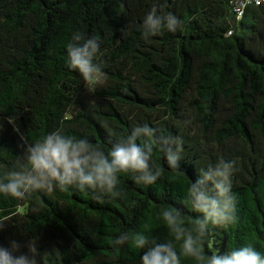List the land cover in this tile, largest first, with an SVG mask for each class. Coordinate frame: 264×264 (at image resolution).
Listing matches in <instances>:
<instances>
[{
    "label": "trees",
    "instance_id": "obj_1",
    "mask_svg": "<svg viewBox=\"0 0 264 264\" xmlns=\"http://www.w3.org/2000/svg\"><path fill=\"white\" fill-rule=\"evenodd\" d=\"M156 2L0 0V118L8 126L0 131V171L16 168L24 140L57 129L107 152L148 124L158 135L182 138L185 173L168 169L157 149L161 178L145 186L120 174L123 198L99 203L91 190L76 188L38 190L23 201L0 194V217L11 216L0 231L3 247L15 240L22 245L16 254H27L36 239L48 253L38 264H141L143 249L111 241L122 232L171 239L160 207L198 215L183 203L187 187L223 159L235 164L236 219L209 226L206 250L252 244L264 253V5L236 21L228 0H159L183 26L145 39L143 20ZM77 31L101 40L94 62L106 79L95 90L67 66L66 45Z\"/></svg>",
    "mask_w": 264,
    "mask_h": 264
},
{
    "label": "clouds",
    "instance_id": "obj_2",
    "mask_svg": "<svg viewBox=\"0 0 264 264\" xmlns=\"http://www.w3.org/2000/svg\"><path fill=\"white\" fill-rule=\"evenodd\" d=\"M166 4L157 0L143 20V37L148 39L163 30L176 32L183 26L182 20L171 12H164ZM98 36L86 37L74 32L66 45L67 66L77 71L89 88L105 82L106 74L95 63L100 53ZM9 123H11L9 121ZM158 129L148 124L132 128L112 143L106 152L99 143L65 135L62 129L52 131L33 143L24 140L23 156L13 170L0 171V194L17 201L25 200L31 193L42 190L62 192L76 188L91 190L94 199L104 202V197L123 198L120 174H131L137 185L150 186L163 175L164 169L153 163L159 150L167 168L184 175L180 161L183 140L179 136L158 135ZM110 135H113L110 133ZM235 164L219 160L215 165L199 170L195 182L187 187L183 203L196 216H186L180 208L171 205L160 207L159 217L166 224L171 239L158 242L143 232H122L111 241L113 247L131 242L143 249L141 264H183L190 259L194 264H264V253L252 244L224 251L206 250L209 226L226 227L236 219L235 198L232 195L231 176ZM135 201L132 202V206ZM11 216L0 217V231ZM147 225L145 229L147 230ZM22 245L13 240L8 248L0 245V264H38L41 254L37 240L27 243V254H19ZM211 248V245H208Z\"/></svg>",
    "mask_w": 264,
    "mask_h": 264
},
{
    "label": "built area",
    "instance_id": "obj_3",
    "mask_svg": "<svg viewBox=\"0 0 264 264\" xmlns=\"http://www.w3.org/2000/svg\"><path fill=\"white\" fill-rule=\"evenodd\" d=\"M232 13L235 16L236 21L243 19L248 7L264 5V0H228ZM232 30L228 32V35L232 34Z\"/></svg>",
    "mask_w": 264,
    "mask_h": 264
},
{
    "label": "rangeland",
    "instance_id": "obj_4",
    "mask_svg": "<svg viewBox=\"0 0 264 264\" xmlns=\"http://www.w3.org/2000/svg\"><path fill=\"white\" fill-rule=\"evenodd\" d=\"M104 83L102 85H104ZM95 88H90V89L95 90ZM7 128H8V126H7V123L5 122V120L0 118V131L5 132Z\"/></svg>",
    "mask_w": 264,
    "mask_h": 264
}]
</instances>
